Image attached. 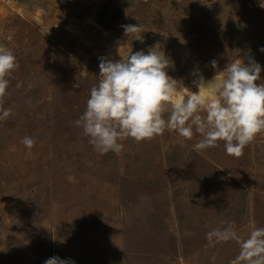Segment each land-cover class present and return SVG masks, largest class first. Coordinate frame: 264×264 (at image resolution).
Wrapping results in <instances>:
<instances>
[{
  "label": "rangeland",
  "instance_id": "rangeland-1",
  "mask_svg": "<svg viewBox=\"0 0 264 264\" xmlns=\"http://www.w3.org/2000/svg\"><path fill=\"white\" fill-rule=\"evenodd\" d=\"M262 2L0 0V46L20 65L3 104L12 115L0 119V264L52 257L74 264H230L240 251L236 241L194 240L191 224L175 218V203L171 219L160 206L165 193L137 192L129 174L144 170L148 184L164 175L171 199L176 170L190 205L194 177L184 167L194 163L199 181L214 171L231 203L221 210L223 223L247 238L264 227V134L240 158L227 155L223 142L198 152L199 135L188 141L175 131L151 142L128 139L119 154L101 155L75 121L98 84L101 58L118 61L157 45L170 61L168 75L190 92L199 91L194 81L202 75L210 81L203 94H215L224 74L212 61L223 71L237 58L254 59L262 69L256 83H264ZM135 24L143 31L126 35L122 26ZM185 88L176 96L186 98ZM25 136L35 140L31 149Z\"/></svg>",
  "mask_w": 264,
  "mask_h": 264
},
{
  "label": "clouds",
  "instance_id": "clouds-1",
  "mask_svg": "<svg viewBox=\"0 0 264 264\" xmlns=\"http://www.w3.org/2000/svg\"><path fill=\"white\" fill-rule=\"evenodd\" d=\"M261 6L264 7V2ZM122 27L126 35L143 31L138 24ZM211 63L224 78L209 98L203 89L210 81H205L202 75L194 81L198 92H190L168 75L170 61L158 45L147 53L131 52L118 61L101 58L98 84L91 87L86 110L75 123L101 155L119 154L128 139L138 144L151 142L165 131H175L188 141L199 135L201 139L193 145L198 152L223 142L227 155L240 158L244 149L264 134V83H256L261 79L262 69L254 59L245 63L237 58L223 71L216 61ZM19 67L15 54L0 46V119L12 115L11 109L3 104L10 79ZM182 87L190 93L186 98L176 96ZM22 143L31 149L35 140L25 136ZM207 240L210 245L236 241L240 251L230 264H264V227H255L243 238L228 224L209 231ZM44 264L74 262L52 257Z\"/></svg>",
  "mask_w": 264,
  "mask_h": 264
},
{
  "label": "trees",
  "instance_id": "trees-1",
  "mask_svg": "<svg viewBox=\"0 0 264 264\" xmlns=\"http://www.w3.org/2000/svg\"><path fill=\"white\" fill-rule=\"evenodd\" d=\"M135 158L138 159V155L135 154ZM205 163V161L203 162ZM158 164H161L159 162ZM206 167L212 171V168L205 164ZM177 167V165L169 164V168ZM179 169V168H178ZM188 177H194V190L190 192V196L192 197V203L190 205H185L182 194L184 192L183 187H179L183 184L184 177L176 172V170L171 169V178L173 188H170L171 199L169 198L168 188L166 184L162 182V177L160 176L159 181L154 183L147 182L144 174V170H137L130 172L129 176L136 179L135 189L137 192H142L148 190L149 192L156 193L157 191L162 194L164 192L165 197L167 198L166 201L161 200L164 204L160 206H164L163 209L167 208V216L171 219V203L174 202V211H175V218L182 220L184 223L189 222L191 225V229L195 231L194 236L201 235L203 236L204 242L207 240L206 232L204 231H211L216 228H225L226 225L223 223L224 214L221 210L224 209L225 205L231 206L230 200L228 198V190L221 188V175H216L215 172L211 174L213 177L211 179H207L205 181H199L196 176V166L194 163L187 165L184 167ZM125 182L123 179L121 183ZM124 184V183H122ZM161 184V185H160ZM132 186V184H130ZM157 186V188H155ZM217 197H221V205H217L216 199ZM160 201V200H158ZM206 206V207H205ZM243 214L246 212V208L243 209ZM184 227L179 229V234L181 236L184 235ZM207 232V233H208Z\"/></svg>",
  "mask_w": 264,
  "mask_h": 264
}]
</instances>
